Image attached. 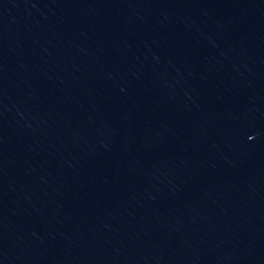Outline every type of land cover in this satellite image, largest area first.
I'll list each match as a JSON object with an SVG mask.
<instances>
[{
    "label": "water",
    "instance_id": "95a60500",
    "mask_svg": "<svg viewBox=\"0 0 264 264\" xmlns=\"http://www.w3.org/2000/svg\"><path fill=\"white\" fill-rule=\"evenodd\" d=\"M0 264H264V0H0Z\"/></svg>",
    "mask_w": 264,
    "mask_h": 264
}]
</instances>
